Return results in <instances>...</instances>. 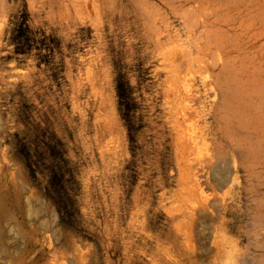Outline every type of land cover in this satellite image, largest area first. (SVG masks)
I'll return each instance as SVG.
<instances>
[{"label": "rangeland", "instance_id": "rangeland-1", "mask_svg": "<svg viewBox=\"0 0 264 264\" xmlns=\"http://www.w3.org/2000/svg\"><path fill=\"white\" fill-rule=\"evenodd\" d=\"M25 16L33 35L18 54L13 30ZM199 23L209 25L198 34L224 41L208 75L231 64L264 85V0H0V264H264V166L223 188L203 178L228 204L227 231L220 216L171 218L184 185L175 46L190 49ZM235 47L240 57L221 59ZM119 73L134 90L132 125ZM180 230L195 255H184ZM222 237L231 244L220 255Z\"/></svg>", "mask_w": 264, "mask_h": 264}, {"label": "bare ground", "instance_id": "bare-ground-1", "mask_svg": "<svg viewBox=\"0 0 264 264\" xmlns=\"http://www.w3.org/2000/svg\"><path fill=\"white\" fill-rule=\"evenodd\" d=\"M203 25L209 24L199 23L190 27L189 37L193 44L190 49L180 43L175 44L177 70L180 67L185 69L183 84L179 81L175 87L180 103L174 128L176 165L184 185L174 197L176 206L171 209V218L187 220L192 225L202 216H220L224 231H227L224 213L228 204L224 199L205 193L203 178L212 179L223 188L234 184L240 172L259 173L264 166V100L261 99L264 97V85L253 87L250 79L243 80L244 71L242 76L231 64L223 65L218 73L212 71L208 75V71L219 65L215 61V50L221 48L224 41L212 38L214 33L198 34ZM222 51L224 49L221 50L222 60L232 51H236L239 57L244 53L243 49L236 47L225 53ZM229 62L234 63L232 60ZM203 88L213 92L211 96L209 94L210 101L204 99ZM241 90L250 93L248 96L240 94ZM140 205L139 201L135 213L138 216L135 231L139 234L146 231V206ZM178 234L185 247L184 255H195L191 232L180 230ZM156 241H160L159 236H156ZM227 244H231V240L224 237L216 239L220 255L226 254ZM166 252L171 254L170 250ZM224 264L241 263L229 258Z\"/></svg>", "mask_w": 264, "mask_h": 264}, {"label": "trees", "instance_id": "trees-1", "mask_svg": "<svg viewBox=\"0 0 264 264\" xmlns=\"http://www.w3.org/2000/svg\"><path fill=\"white\" fill-rule=\"evenodd\" d=\"M27 17H23L20 22L16 24V28L13 30L12 42L16 45V52L18 54H25L28 51L29 41L32 39V31L28 26ZM117 92L119 98L120 110L123 113L124 118L129 125L134 121L135 110V98L134 90L130 85V82L126 79L125 75L119 73L117 78Z\"/></svg>", "mask_w": 264, "mask_h": 264}]
</instances>
